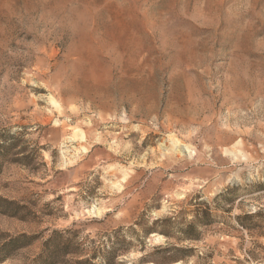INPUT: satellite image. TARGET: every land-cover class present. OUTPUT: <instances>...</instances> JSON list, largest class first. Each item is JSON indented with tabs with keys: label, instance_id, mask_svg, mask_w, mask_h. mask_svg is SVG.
Masks as SVG:
<instances>
[{
	"label": "rangeland",
	"instance_id": "obj_1",
	"mask_svg": "<svg viewBox=\"0 0 264 264\" xmlns=\"http://www.w3.org/2000/svg\"><path fill=\"white\" fill-rule=\"evenodd\" d=\"M67 228L264 264V0H0V264Z\"/></svg>",
	"mask_w": 264,
	"mask_h": 264
},
{
	"label": "trees",
	"instance_id": "obj_2",
	"mask_svg": "<svg viewBox=\"0 0 264 264\" xmlns=\"http://www.w3.org/2000/svg\"><path fill=\"white\" fill-rule=\"evenodd\" d=\"M259 215L260 211H252L242 215H237L235 220L239 228L248 232L262 234L260 231V228H262L261 225L252 222V220ZM122 230V228H118L113 230L110 234H107V239H105V241L102 242L97 249L88 255L81 254L78 247L79 245H74L72 238L64 236L65 234H69L71 232L70 228L53 230L43 241L41 253L35 262L36 264H115V260H117L118 257L133 248V243L121 236L120 232ZM198 236L199 235L195 233V228L190 224L183 229L181 237L178 239L196 240L198 239ZM20 239L28 240V242L25 243L28 244L32 238L25 234H20L19 236L11 238L8 242H6L4 247H9ZM153 251L155 255L159 256L160 260L165 262L171 260H184L192 255V248L180 247L175 244L156 246L153 248ZM67 255L77 256V258L70 263H66L61 259ZM148 258L149 257L145 255L142 257V260ZM198 258H202V256H198ZM248 258H252L250 254Z\"/></svg>",
	"mask_w": 264,
	"mask_h": 264
}]
</instances>
